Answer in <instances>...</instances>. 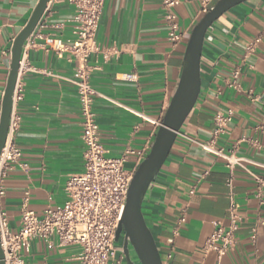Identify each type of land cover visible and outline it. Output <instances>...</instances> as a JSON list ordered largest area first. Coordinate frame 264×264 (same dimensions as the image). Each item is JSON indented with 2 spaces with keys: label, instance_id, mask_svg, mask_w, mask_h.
<instances>
[{
  "label": "crops",
  "instance_id": "obj_1",
  "mask_svg": "<svg viewBox=\"0 0 264 264\" xmlns=\"http://www.w3.org/2000/svg\"><path fill=\"white\" fill-rule=\"evenodd\" d=\"M38 0H0V106L14 38L29 20ZM195 0L174 8L180 40L168 36L160 0H104L89 58L90 83L97 96L93 110L106 156L119 158L126 148L147 155L176 89L190 33L197 21ZM75 9L48 3L24 44L21 60L28 69L17 79L21 99L15 103L17 129L12 142L20 151L4 179L0 211L8 229L17 233L23 202L41 217L47 207L62 206L69 176L83 172L84 145L77 92L71 82L76 63L67 47L75 39ZM261 38L254 51L246 46ZM201 91L179 131L160 172L149 187L142 214L162 264H263L264 257V0H248L222 15L207 31L201 56ZM238 71L236 87L229 83ZM135 75L123 80L122 75ZM232 112L228 133L217 148L241 159L232 172L227 161L190 144L208 141L216 115ZM131 155L125 169H137ZM239 206L234 246L219 258L207 249L214 231L229 226V188ZM186 221L173 238L181 210ZM255 229V239H252ZM173 238V242L169 239ZM52 247L33 239L23 264H78L80 247ZM130 262L117 243L107 264Z\"/></svg>",
  "mask_w": 264,
  "mask_h": 264
},
{
  "label": "built area",
  "instance_id": "obj_2",
  "mask_svg": "<svg viewBox=\"0 0 264 264\" xmlns=\"http://www.w3.org/2000/svg\"><path fill=\"white\" fill-rule=\"evenodd\" d=\"M181 0H160L161 7L166 13L168 36L172 42L180 40L179 26L174 8ZM198 4L197 21L205 15L217 0H195ZM51 2L67 3L75 9L74 22L76 24L75 39L67 47L76 63L75 72L71 82L77 92L79 113L81 117V140L84 145L83 172L68 177L64 192L66 201L62 206L47 207L41 217H38L27 207V200L23 202L20 229L11 233L8 229L5 213L0 211V243L4 254L5 264H23L22 252H28L33 239H41L52 247L51 238L57 237L61 247L77 245L80 252L77 256L78 264H107L110 255L115 251V232L121 220L129 185L136 170L128 171L125 163L131 155H137L138 164L145 156L126 148L119 158H109L103 148L99 137V127L96 114L93 110V101L97 96L90 83L91 67L89 58L99 52L95 42V35L99 25L104 0H50ZM1 33V29H0ZM255 38L249 43L245 51L250 54L260 42ZM28 67L19 63L18 77ZM238 71H235L230 87H236ZM123 80H134L135 75H122ZM17 84V83H16ZM16 85L8 133L4 148L0 155V198L4 195V179L10 166L20 157V151L12 142L17 129V116L14 115L15 103L21 99V92ZM232 122V112L225 115H216L214 128L208 141L187 138L190 144L222 157L227 161L230 172L236 165H241V159L227 156L224 151L217 148L218 138L228 133ZM160 125V124H158ZM230 173L226 181L229 188L227 229L217 228L207 242V249L217 252L219 258L234 246V235L238 229L240 215L239 206L232 194V180ZM260 187H264V180H258ZM186 221V210L180 211L172 231L173 238L178 236L180 227ZM173 238L169 242H173ZM252 239H255V229ZM264 264V257H263Z\"/></svg>",
  "mask_w": 264,
  "mask_h": 264
},
{
  "label": "water",
  "instance_id": "obj_3",
  "mask_svg": "<svg viewBox=\"0 0 264 264\" xmlns=\"http://www.w3.org/2000/svg\"><path fill=\"white\" fill-rule=\"evenodd\" d=\"M248 0H217L194 25L183 56L176 89L162 117L153 143L137 167L129 185L124 211L115 232V242L122 240V251L130 262V250L139 264H162L154 237L145 223L142 204L147 191L165 163L176 137L192 112L201 91V56L209 28L225 13ZM50 0H38L29 20L14 38L10 66L0 106V155L4 148L11 117L19 63L27 39L39 24ZM0 264H5L0 243Z\"/></svg>",
  "mask_w": 264,
  "mask_h": 264
}]
</instances>
